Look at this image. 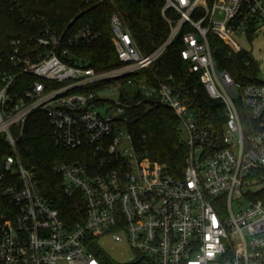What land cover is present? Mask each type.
Masks as SVG:
<instances>
[{
	"label": "built area",
	"instance_id": "1",
	"mask_svg": "<svg viewBox=\"0 0 264 264\" xmlns=\"http://www.w3.org/2000/svg\"><path fill=\"white\" fill-rule=\"evenodd\" d=\"M109 1L114 67L96 69L71 53L100 35L90 22L66 34L44 21L37 37L10 41L9 65L0 69V264H106L100 249L114 264H264V81L259 74L235 80L219 66L211 37L229 53L246 51V66L260 62L237 36L264 33V0H163L168 33L147 50ZM175 44L188 72L223 106L221 121L203 123L172 75L155 73ZM144 70L154 72V83L132 78ZM20 74L37 78L22 89ZM105 87L121 90L119 99L98 97ZM142 103L166 106L179 119L187 147L181 175L152 160L133 137L131 109ZM36 111L47 115L56 144L88 145L94 155L56 165L64 193L76 199L77 217L69 222L42 194L18 148ZM107 239L134 257L112 258Z\"/></svg>",
	"mask_w": 264,
	"mask_h": 264
},
{
	"label": "trees",
	"instance_id": "2",
	"mask_svg": "<svg viewBox=\"0 0 264 264\" xmlns=\"http://www.w3.org/2000/svg\"><path fill=\"white\" fill-rule=\"evenodd\" d=\"M129 30L139 47L151 49L159 44L168 33V26L161 15L163 0H115ZM113 5L109 0H0V69L9 65L12 51L10 41L20 38L28 42L43 31L45 21L56 32L71 34L84 23H92L100 35L91 42H82L70 47L72 54L84 57L96 69H108L119 64L111 40L110 16ZM215 57L219 66L227 69L235 80L255 81L260 73V62L252 60L245 65L246 51L229 53L219 38L211 35ZM35 40V39H34ZM31 40L32 45L35 44ZM155 73L161 77L171 74L175 83L188 95L189 106L199 114L203 123L223 119V106L208 97L197 74L187 70V63L180 55V46L175 44L159 59ZM252 75V76H251ZM145 77L154 83V72L144 70L132 75L134 80ZM37 77L20 74L17 83L26 88ZM101 84L90 86L97 89ZM123 95V94H122ZM130 130L139 148L152 159L166 165L170 173L181 175L185 166L187 147L180 132L179 119L174 112L162 105L149 106L146 103L134 105L131 109ZM52 125L41 111L32 113L18 141V148L27 166L33 167L42 194L59 210L66 221L77 217L75 198L64 193L62 176L56 165L62 161L83 158L93 160L88 145L79 149H67L51 138ZM4 145L2 151L6 150ZM99 255L106 264H114L100 249Z\"/></svg>",
	"mask_w": 264,
	"mask_h": 264
},
{
	"label": "rangeland",
	"instance_id": "3",
	"mask_svg": "<svg viewBox=\"0 0 264 264\" xmlns=\"http://www.w3.org/2000/svg\"><path fill=\"white\" fill-rule=\"evenodd\" d=\"M237 40L244 48L251 49L253 54L259 58L261 64L259 79L264 81V33L256 35L253 39H248L245 35L237 36ZM123 89L131 93L133 86L126 85L123 86ZM120 92L121 90L117 88L105 87L97 90V96L106 98L112 102L119 99ZM103 247L112 258L119 261L130 260L134 257L133 252L128 246L114 240H104Z\"/></svg>",
	"mask_w": 264,
	"mask_h": 264
}]
</instances>
